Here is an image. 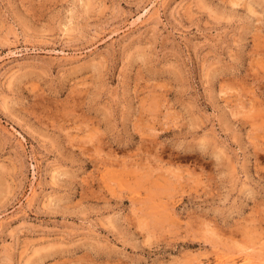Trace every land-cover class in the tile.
<instances>
[{"label": "rangeland", "instance_id": "1", "mask_svg": "<svg viewBox=\"0 0 264 264\" xmlns=\"http://www.w3.org/2000/svg\"><path fill=\"white\" fill-rule=\"evenodd\" d=\"M0 264H264V0H0Z\"/></svg>", "mask_w": 264, "mask_h": 264}]
</instances>
